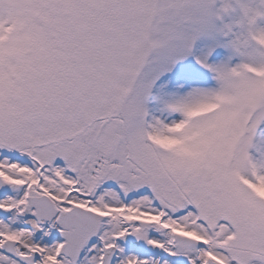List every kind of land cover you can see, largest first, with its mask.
Wrapping results in <instances>:
<instances>
[{"label": "snow or ice", "instance_id": "obj_1", "mask_svg": "<svg viewBox=\"0 0 264 264\" xmlns=\"http://www.w3.org/2000/svg\"><path fill=\"white\" fill-rule=\"evenodd\" d=\"M258 18L0 0V264H264Z\"/></svg>", "mask_w": 264, "mask_h": 264}, {"label": "rangeland", "instance_id": "obj_2", "mask_svg": "<svg viewBox=\"0 0 264 264\" xmlns=\"http://www.w3.org/2000/svg\"><path fill=\"white\" fill-rule=\"evenodd\" d=\"M236 15H237V13H236ZM253 264H259V262L258 261H253Z\"/></svg>", "mask_w": 264, "mask_h": 264}, {"label": "clouds", "instance_id": "obj_3", "mask_svg": "<svg viewBox=\"0 0 264 264\" xmlns=\"http://www.w3.org/2000/svg\"><path fill=\"white\" fill-rule=\"evenodd\" d=\"M259 33H257V35H258Z\"/></svg>", "mask_w": 264, "mask_h": 264}]
</instances>
